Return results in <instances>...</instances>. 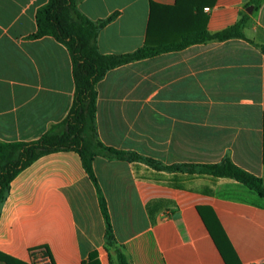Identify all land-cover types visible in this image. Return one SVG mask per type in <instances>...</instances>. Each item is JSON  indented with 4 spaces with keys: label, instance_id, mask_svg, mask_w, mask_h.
Here are the masks:
<instances>
[{
    "label": "crops",
    "instance_id": "obj_1",
    "mask_svg": "<svg viewBox=\"0 0 264 264\" xmlns=\"http://www.w3.org/2000/svg\"><path fill=\"white\" fill-rule=\"evenodd\" d=\"M252 1L217 0L203 10L209 33L249 15L245 40L198 43L107 72L97 85L99 140L163 166L229 158L264 182V0L258 8ZM48 2L0 0V144L36 141L72 108L68 48L50 36L30 38ZM177 4L77 0L93 22L116 15L97 38L99 52L113 56L179 43L186 24ZM94 171L130 264H264V198L237 181L104 156ZM202 214L220 223L232 249L228 261ZM105 232L79 154H48L12 181L0 206V264H31V250L42 246L52 264H119Z\"/></svg>",
    "mask_w": 264,
    "mask_h": 264
},
{
    "label": "trees",
    "instance_id": "obj_2",
    "mask_svg": "<svg viewBox=\"0 0 264 264\" xmlns=\"http://www.w3.org/2000/svg\"><path fill=\"white\" fill-rule=\"evenodd\" d=\"M216 1L178 0L177 10L183 15L186 24L180 42L162 47L145 46L134 53L122 56L102 55L97 47L99 32L113 21L116 15L104 21L93 22L79 11L77 0H49L41 7L36 15L37 32L30 38L50 36L68 48L73 61L74 101L66 119L53 126L40 139L33 142L0 144V206L8 197L12 181L39 158L62 151L76 152L98 191L100 208L106 224V245L116 248L119 264H130L124 253L117 248L107 202L95 175L94 162L98 156L144 162L157 171L183 172L191 176L209 177L213 181L220 178L232 179L264 198L263 180L240 168L229 158L216 164L163 166L137 153L107 147L99 140L97 134V85L110 70L163 52L182 50L198 43L246 39L244 28L249 21V15L246 13H241L237 23L225 30L217 33L207 31L208 17L203 14V10L205 7L213 6ZM251 4L258 8L261 0H253ZM261 50L264 52V47H261ZM200 212L202 213L201 209ZM202 215L215 244L228 261L232 249L220 223L215 216L209 219ZM91 258H94V254Z\"/></svg>",
    "mask_w": 264,
    "mask_h": 264
},
{
    "label": "built area",
    "instance_id": "obj_3",
    "mask_svg": "<svg viewBox=\"0 0 264 264\" xmlns=\"http://www.w3.org/2000/svg\"><path fill=\"white\" fill-rule=\"evenodd\" d=\"M30 261L31 264H52L48 249L43 246L31 250Z\"/></svg>",
    "mask_w": 264,
    "mask_h": 264
},
{
    "label": "water",
    "instance_id": "obj_4",
    "mask_svg": "<svg viewBox=\"0 0 264 264\" xmlns=\"http://www.w3.org/2000/svg\"><path fill=\"white\" fill-rule=\"evenodd\" d=\"M253 8H254L253 6L249 7V8L247 9V12L251 14V13L253 12Z\"/></svg>",
    "mask_w": 264,
    "mask_h": 264
}]
</instances>
